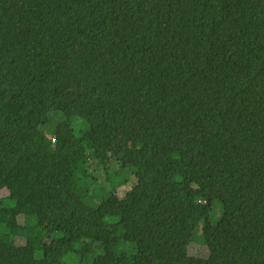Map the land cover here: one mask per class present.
Listing matches in <instances>:
<instances>
[{
	"label": "trees",
	"instance_id": "16d2710c",
	"mask_svg": "<svg viewBox=\"0 0 264 264\" xmlns=\"http://www.w3.org/2000/svg\"><path fill=\"white\" fill-rule=\"evenodd\" d=\"M67 256L264 264V0H0V264Z\"/></svg>",
	"mask_w": 264,
	"mask_h": 264
},
{
	"label": "rangeland",
	"instance_id": "374dc122",
	"mask_svg": "<svg viewBox=\"0 0 264 264\" xmlns=\"http://www.w3.org/2000/svg\"><path fill=\"white\" fill-rule=\"evenodd\" d=\"M51 109L52 112L49 114L50 118V123L45 126V131L47 132L49 139L52 140L53 138L58 137L59 142H67L70 140V130H69V125L73 127V129L78 130V127L80 125V121H78L75 118H71V123L68 121V118L73 116L76 113V108L70 105L65 98H59L56 100H53L51 103ZM82 123V122H81ZM74 166L77 167L78 169L82 170L83 173H89L91 174L90 176V191L95 188L96 186H103L109 188L110 185L114 186L117 181H126L127 184L125 183L119 188H116V194L118 196L123 195V191L130 188L133 183H134V178L132 177V169H126V170H121V172H118V179L115 181L114 178H111L109 181L105 177L104 171L100 169L99 167H91L86 169L85 165L81 160H76L74 162ZM107 170L110 171H115L117 172L118 169L115 168L112 164H109L107 166ZM95 200L94 198L88 199V201L92 202ZM217 208L220 209V205H217ZM219 212V210H217ZM217 215H213L214 220H216ZM192 229L190 227H186L183 231L180 232L178 235V240L182 242H186L189 238V235L191 233ZM56 245V242H54V246ZM117 251L121 252L123 254H126L130 256L133 251L134 247H132L129 244H121L117 247ZM189 254L194 257H199V258H205L207 256V250L206 247L199 241L198 238L194 237L193 241L189 244L188 247ZM98 255V253H93L91 257ZM90 257V258H91ZM74 257L67 256L64 258V261L66 264H81L79 262H75Z\"/></svg>",
	"mask_w": 264,
	"mask_h": 264
}]
</instances>
